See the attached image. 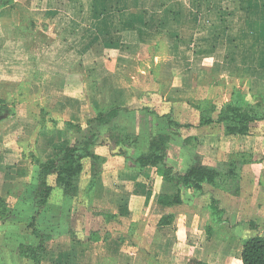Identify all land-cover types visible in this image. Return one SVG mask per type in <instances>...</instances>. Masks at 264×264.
Returning <instances> with one entry per match:
<instances>
[{"label":"crops","instance_id":"crops-1","mask_svg":"<svg viewBox=\"0 0 264 264\" xmlns=\"http://www.w3.org/2000/svg\"><path fill=\"white\" fill-rule=\"evenodd\" d=\"M68 1L0 0V225L33 223L55 264H242L243 240L264 236V119L227 134L196 105L264 96V0ZM156 134L178 173L237 157L233 193L135 164ZM88 138L95 176L83 159L78 194L49 179L38 209V162Z\"/></svg>","mask_w":264,"mask_h":264},{"label":"trees","instance_id":"trees-1","mask_svg":"<svg viewBox=\"0 0 264 264\" xmlns=\"http://www.w3.org/2000/svg\"><path fill=\"white\" fill-rule=\"evenodd\" d=\"M196 107L199 109V125H207L212 122L222 123L225 133L232 135H246L250 122L264 119V96L251 95L248 90L239 87L233 91L229 102L223 103L218 107L211 102H199ZM114 110L108 113V117H100V123L111 122L113 117L119 112L118 108ZM216 110H218L217 115L213 118L212 113ZM169 124L176 128L179 127V124L171 120H169ZM130 138H132L131 135ZM168 139V135L163 134L151 136L148 142V151L139 155L133 161L139 167H155L164 180L173 182L192 192L202 193L203 183L214 185L218 179L224 181V177L231 176L230 173L233 170H237L240 164L237 157L231 158L225 162L223 165L225 169L222 171L218 168L203 165L199 156L195 155L187 170L184 173H177L172 166H168L165 163ZM93 143L91 138L75 141L72 145H67L60 150L56 156L46 161L38 162V183L34 194V198L39 205L38 209L46 204L54 185L60 187L65 195L76 196L78 194V180L83 169V159L88 158L90 160V173L92 178L95 176V172L100 168L102 159L90 151V145ZM49 179L54 185L49 183ZM163 201L160 197L159 202ZM178 202H180V198L176 195L172 197L171 202L165 203ZM165 218L161 219V224H166ZM29 227L38 239V244L36 246L20 245L21 254L31 259L34 264H38L41 261L44 250L45 238L34 227L33 223H29ZM241 261L242 264H264V236L254 235L243 240ZM190 264L207 263L193 260L190 261Z\"/></svg>","mask_w":264,"mask_h":264},{"label":"rangeland","instance_id":"rangeland-1","mask_svg":"<svg viewBox=\"0 0 264 264\" xmlns=\"http://www.w3.org/2000/svg\"><path fill=\"white\" fill-rule=\"evenodd\" d=\"M44 1H42L43 3ZM75 2L76 5L79 8H88V0H69L66 4V7L70 6V3ZM41 5L38 6V4H35V7L38 9V7H43ZM183 117V116H182ZM185 119V118H184ZM170 120L168 117L167 122ZM172 121V120H171ZM179 126H181L179 124ZM232 172V171H231ZM178 173V172H177ZM234 173L232 172L231 176L224 177V181L221 180V182H217V185L214 184L213 186H216L223 190H230V193L232 194L231 188L236 187L234 186L235 182L233 179ZM83 185L86 186L85 183L86 179H83ZM215 219V218H214ZM216 220V219H215ZM20 227V228H18ZM24 227V228H22ZM30 227L26 224L24 225H16L14 222H7L3 225H0V264H34V262L24 257L22 255V251L20 248V245H27L31 246L33 243L38 244V239L35 236H32L31 230H28ZM210 229V227H209ZM209 229H207V233H209ZM19 230V231H17ZM41 234L42 230L37 229ZM65 259V257H64ZM49 260V259H48ZM47 260L46 258H43L41 256V261L38 264H48L51 261V264H55V262L52 260Z\"/></svg>","mask_w":264,"mask_h":264}]
</instances>
